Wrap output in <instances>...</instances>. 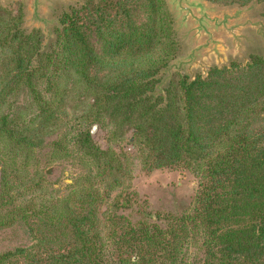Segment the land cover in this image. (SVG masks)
<instances>
[{
  "label": "trees",
  "instance_id": "trees-1",
  "mask_svg": "<svg viewBox=\"0 0 264 264\" xmlns=\"http://www.w3.org/2000/svg\"><path fill=\"white\" fill-rule=\"evenodd\" d=\"M23 19L0 8V229L25 236L0 264H264V57L179 73L159 90L180 51L166 0H86L61 13L46 49ZM70 81L94 99L50 142L79 167L57 196L46 173L56 158L43 161L37 140L66 117ZM21 92L29 100L16 106ZM106 118L134 129L143 168L199 178L190 209L163 224L121 212L132 198L113 192L131 168L126 153L94 141L92 125Z\"/></svg>",
  "mask_w": 264,
  "mask_h": 264
},
{
  "label": "rangeland",
  "instance_id": "rangeland-1",
  "mask_svg": "<svg viewBox=\"0 0 264 264\" xmlns=\"http://www.w3.org/2000/svg\"><path fill=\"white\" fill-rule=\"evenodd\" d=\"M46 1L45 12L37 16L45 21H39L36 15L32 14L29 0H0V8L11 9L15 13L22 10L23 28L29 31L35 28L42 30L45 35V49L56 38L55 26H60L57 22L61 13L70 11L71 7H80L86 0ZM211 5L218 14L222 12L234 14L240 11L238 22L249 21L250 24L239 29L236 38L227 30L215 32L216 39L221 40L224 45L219 46L218 50L212 48L197 52L196 60L198 59L199 62L194 65L187 62V57L195 47L205 42V38L196 36L190 30L191 24L181 26L178 20L175 32L180 51L157 75V78L161 79L157 89L169 87L173 78L179 73L190 77L201 74L204 77V72L210 71L214 66L230 65L233 60L246 64L253 54L264 57V3L253 0L245 5H225L215 2ZM65 95L67 113H65L66 117H63V122L57 128L41 132L37 140L39 142L37 149L43 161L56 158L49 163L46 173L52 168V173L47 174L48 185L57 196L64 195L69 190L68 186L73 183L79 167L69 157L57 158L61 154L52 151L50 142L64 135L69 136L70 126L78 122L75 118L80 117L94 99L71 81L68 83ZM28 100L25 92H21L16 98V106L24 105ZM133 132L134 129L128 126L116 129L108 118L104 123L92 125L93 139L101 148H113L129 156L130 179L113 192V197L122 194L132 198L131 205L121 212L137 220L141 216L139 212L146 210L150 220L163 224L166 215L180 214L191 208L199 188V178L185 167L143 168L141 160L137 158V143L132 140ZM24 237L22 229H0V253L17 245Z\"/></svg>",
  "mask_w": 264,
  "mask_h": 264
},
{
  "label": "water",
  "instance_id": "water-1",
  "mask_svg": "<svg viewBox=\"0 0 264 264\" xmlns=\"http://www.w3.org/2000/svg\"><path fill=\"white\" fill-rule=\"evenodd\" d=\"M170 11L173 13L175 28L177 29V23L181 26L191 24V31L198 37H204L205 42L195 47L188 55V63L194 65L198 64L199 60H196L197 52L208 49H217L224 44L221 40L216 39L215 32L220 30H227L232 33L236 38V32L250 24L249 21L238 22L240 17V11L231 14L229 12L216 13L214 7L211 5L213 2L209 0H166ZM46 0H29L30 9L35 17L39 16V13L45 12ZM40 21H45L42 19ZM59 23V19L58 22ZM60 24V23H59ZM165 70V69H164ZM209 73L204 72V77ZM184 74V73H183ZM195 78V76L191 77ZM47 173H52V168L47 170Z\"/></svg>",
  "mask_w": 264,
  "mask_h": 264
}]
</instances>
